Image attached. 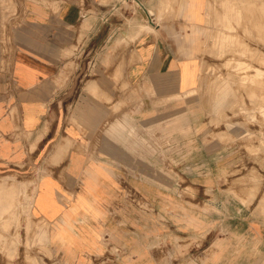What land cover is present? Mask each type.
<instances>
[{"label": "crops", "instance_id": "0c3cea01", "mask_svg": "<svg viewBox=\"0 0 264 264\" xmlns=\"http://www.w3.org/2000/svg\"><path fill=\"white\" fill-rule=\"evenodd\" d=\"M235 2L0 0V172L61 264H264V225L209 212L231 154L188 95Z\"/></svg>", "mask_w": 264, "mask_h": 264}, {"label": "rangeland", "instance_id": "374dc122", "mask_svg": "<svg viewBox=\"0 0 264 264\" xmlns=\"http://www.w3.org/2000/svg\"><path fill=\"white\" fill-rule=\"evenodd\" d=\"M251 1L250 12L235 2L224 18L228 26L209 30L199 58L189 60L199 80L188 95L206 114V139L231 154V170L209 195L226 205L209 212L242 213L264 225V0ZM33 186L28 174L0 172V264H61L32 214Z\"/></svg>", "mask_w": 264, "mask_h": 264}, {"label": "bare ground", "instance_id": "6f19581e", "mask_svg": "<svg viewBox=\"0 0 264 264\" xmlns=\"http://www.w3.org/2000/svg\"><path fill=\"white\" fill-rule=\"evenodd\" d=\"M263 34H264V33H263ZM259 35H260V34H259ZM260 82H261V81H260ZM254 85H255V84H254ZM256 85H257V84H256ZM259 85H260V84H259ZM0 197H1V200H0V201H2V198H3V197H2V196H0ZM4 202H5V201H4ZM0 203H1V202H0ZM4 205H5V204H3L2 206H4ZM6 207H7V206H6ZM1 208H2V207H1ZM4 208H5V207H4ZM4 208H3V209H4ZM6 209H7V208H6Z\"/></svg>", "mask_w": 264, "mask_h": 264}]
</instances>
